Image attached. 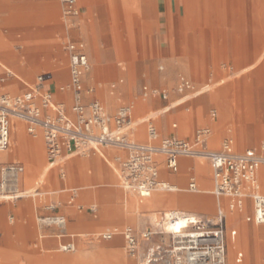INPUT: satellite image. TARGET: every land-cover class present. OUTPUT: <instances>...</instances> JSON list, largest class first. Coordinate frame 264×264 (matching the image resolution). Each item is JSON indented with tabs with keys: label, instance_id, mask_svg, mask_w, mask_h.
<instances>
[{
	"label": "rangeland",
	"instance_id": "obj_1",
	"mask_svg": "<svg viewBox=\"0 0 264 264\" xmlns=\"http://www.w3.org/2000/svg\"><path fill=\"white\" fill-rule=\"evenodd\" d=\"M42 1L51 0H0V3L7 5L0 9V19L5 21L3 25L2 34L8 38L9 33L17 31V38L24 36L23 25L15 23L14 19H11L12 11L10 6H15L18 9L19 14L24 13L33 3H41ZM60 5V15L58 23L65 29L71 28L74 24H66L62 17V8ZM51 26L55 21L48 22ZM32 28H41L43 23L39 20H31ZM216 28V29H215ZM219 30H218V29ZM220 24H216L211 32H208V37L203 40V62L207 63V67L210 69L204 72V77L199 79H193L190 70H186L179 66H171L165 62H159L155 56L150 55H132L130 58L127 56H118L114 59L112 67L104 68L94 71L92 61L89 58L90 67L84 76L85 88L93 87L92 96L98 97L104 102L109 109H114L119 102L125 101L133 103V117L132 124L134 129L139 130V134L135 135L139 140H145L148 138L147 130L149 125H153L157 132L158 137L163 138L171 132H176L180 136L190 135L192 136L196 128H201L205 125H210L212 136L207 141L208 148H218L221 141L226 136H231L235 142V147L238 150H244L249 147L258 146L264 141V57L260 56V51L264 54V40L261 43V47L258 54L253 56L250 60H247L242 66L251 64L246 69H238L233 64L234 56L226 52L224 43L225 38L222 37L223 30ZM57 30L54 27V31ZM210 31V30H209ZM57 42L60 45V49L49 48L45 55L47 61L50 62L45 67H38L41 70H52L54 77L59 80L63 75L68 82V58L64 52V46L68 42L67 33L65 31L64 37L57 38ZM20 47L16 46L15 50H19ZM1 52V51H0ZM3 58H6V53H0ZM64 60V63L62 59ZM263 58V59H262ZM32 61L34 59L32 58ZM60 66V67H57ZM161 66V68H160ZM36 71L34 75L27 76V80L24 81L13 76L8 72L0 69V93L14 94L21 92L27 88V86L35 80L37 74L42 71ZM185 74L190 77L194 84V89L177 92L175 90V84L178 74ZM116 83V91L110 93V83ZM143 85L148 87L157 88L158 90H166L168 92V98L162 99L159 96H144L141 92ZM49 87L48 85L46 86ZM61 90L65 95L67 85L61 86ZM86 95V99L91 96ZM146 101L147 104L144 108H138V103ZM64 104L67 106L70 100H64ZM165 105L169 110L164 111ZM215 111L217 117L212 120L209 119L210 112ZM147 118H150L149 120ZM17 120V119H16ZM143 120V121H140ZM13 123L20 122L14 121ZM176 123V127H172V124ZM181 130L182 133H178ZM40 132L38 135L40 136ZM211 134V133H210ZM39 139V138H38ZM32 140L36 138L27 137L26 141L22 144L7 149L8 156L2 161L19 160L24 165V171L19 176V180L16 188L13 192H0V195L8 194L15 195L20 193V197L2 198L0 197V206H7L2 211V222L4 221L8 225L21 224L20 231H14L6 234L0 228V247L6 252L7 264H74L72 259H66L59 262L57 255L63 256L64 254L74 253L77 250L84 252L90 247L87 245H97L100 243L120 242L124 244V236L121 231L125 227H131L135 232H139L143 227L148 224H155L160 219L163 212H168L169 208L174 207L175 203H171L169 195L175 194L177 190L160 189L152 190V193H157V198L153 205H146L135 211L134 222L124 219L122 213L117 214V201L116 197L112 193L101 192L99 197L94 199L91 195L83 194V189L88 181H80L78 175H74L68 168L67 159H60L58 165L47 170V157L44 150L43 142L40 138V158L32 154L33 146ZM119 150L118 148H115ZM16 150V152H14ZM264 151V149H263ZM261 151L263 154L264 152ZM75 154V153H74ZM76 155V154H75ZM75 157L73 154L69 156ZM122 158V157H121ZM185 157H181L184 159ZM188 159H200L197 156L187 157ZM116 163L117 171L120 167V159H113ZM206 160V166L208 167V173L206 179L208 185L202 182L200 175L196 173L194 168L180 169L179 181L172 180L171 183H176L181 188L180 192L185 194L204 195V192H200L198 188L204 187L210 188L206 195L216 197L213 192V182L211 178V170ZM118 162V163H117ZM64 163V164H63ZM64 165V167L62 166ZM64 168L65 176L60 179L58 172L60 168ZM261 174L264 175V165L260 168ZM162 172L160 173V175ZM190 176H194L197 182V190H189L188 182ZM82 178V177H81ZM264 180V177H262ZM77 186L78 196L82 204L78 208L77 203L72 202L68 204L69 199L67 191H60L59 187L62 186ZM45 185H49L50 189H54L55 192H48L45 189ZM85 187V188H84ZM101 188V187H98ZM118 188L122 191L131 192L121 185L120 178L118 179ZM264 191V189H263ZM23 193V194H21ZM136 197L138 194L132 191ZM85 195V196H84ZM225 200V204L229 206V198L220 195ZM139 198V197H138ZM104 204L106 207H104ZM245 209L243 212V218L249 219L250 233H247L241 229L237 218L240 212L232 208V213L236 216L237 221L231 227L237 229L235 235V256L236 250L240 249L244 251L243 264H264V235L254 234V227L263 228L264 225H257L253 221V201L251 197H246L244 203ZM103 208L107 209V215H102ZM50 206H55L51 208ZM219 205L216 204L212 210L197 209L193 210L195 215L205 214L207 216H215ZM91 209L95 211L91 212ZM168 209V210H167ZM167 210V211H166ZM119 211V210H118ZM235 211V212H234ZM15 212H20L19 217ZM74 212V213H73ZM54 214L66 215L67 224L70 226L72 222H76L74 226L75 236L57 235L55 225H45L41 222V219ZM82 214H89L92 218L94 214L100 217L99 224L94 230H87L84 223L85 221H75L72 218H79ZM69 219V220H68ZM99 219V218H98ZM243 223V222H242ZM160 230L161 234H156L153 240H164V242L172 243L176 241H186L185 238L172 237L168 233L167 223ZM224 240L226 243L227 226L228 223L224 221ZM208 228H213V225L208 224ZM115 229L116 234L112 233V236L108 239L102 237L104 232ZM167 229V230H166ZM190 229H193L190 227ZM63 232V231H62ZM118 233V234H117ZM57 239L58 241L53 246L42 245L43 240ZM80 241V246L76 244V240ZM75 242L74 249H63L61 244H67ZM187 242H180L178 244H186ZM44 244V243H43ZM239 245V246H238ZM73 249V250H72ZM125 257H128L131 264H137L136 259L127 253L126 247L123 248ZM122 264L116 258L105 257H81L78 264Z\"/></svg>",
	"mask_w": 264,
	"mask_h": 264
},
{
	"label": "crops",
	"instance_id": "obj_2",
	"mask_svg": "<svg viewBox=\"0 0 264 264\" xmlns=\"http://www.w3.org/2000/svg\"><path fill=\"white\" fill-rule=\"evenodd\" d=\"M77 5L80 9L77 24L66 29L58 23V17L60 15V5L58 1L51 0L42 1L41 3H33L28 7L30 8V11L26 10L21 14H19L18 9L15 6H10V11H12L11 19H14L15 23L23 25L24 36L17 38V36H15L17 31H14L9 33L8 38H6V36L2 34L5 21L0 19V51L6 53V58H3L0 54V69L12 74L13 76L16 75L20 79L26 81L27 76L34 75L36 71H40L42 69H39L38 67H45L44 65L50 63L47 61L45 53L49 48L60 49L57 38L64 37L66 31L68 41H82L84 43V51L87 54L88 59H91L94 71L112 67L111 64H113L114 59L118 56H127L130 58L132 55H150L155 56L159 62H165L171 66H179L186 70H190V74L195 80L204 77V72L210 69L205 66L207 63L202 61L204 53L203 40L208 37V32H211L216 24H220L222 26V29H220L223 30L222 37L226 39L224 43L226 52L234 56L233 64H235L238 69L244 70L251 66V64L247 65V67L242 65L247 60H250L253 56L258 54L262 45L261 43L264 40V0H77ZM4 7H7V5L0 3V9ZM39 19L43 23V26L41 28H32L30 24L31 20ZM51 20L55 21L53 24L55 26H51L48 23ZM54 27L55 29L57 28V30L54 31ZM16 46L20 47L18 51L15 50ZM262 49L259 54L261 57H264V54L261 53ZM64 52L68 58V54L65 50ZM32 58L34 61H32ZM64 60L65 59L63 58V63ZM41 71V73L50 72L52 74L51 80L45 81L44 86L45 88H47V85L49 86L47 89L51 91L54 100L56 102H63V99L67 101L70 100L68 103V105H70V90L67 88L65 95L62 94L63 92L61 91V86L69 84V59L67 73L68 82L63 75L59 80H56L52 70L45 69ZM36 77L35 80L31 82L27 88H25V90L14 94L29 93L31 87L36 82ZM112 83L109 85L110 93H114L116 91V88L111 90ZM121 103L131 104L130 102L122 101L119 102L116 107ZM146 104V101L138 103V108L142 109L146 106ZM131 106L132 121L133 103ZM116 107L112 110L106 106L110 112H113ZM165 108L166 109L164 111H167L170 107L165 105ZM216 117L217 115L215 111H211L209 119L214 120ZM147 119L149 120L150 118ZM14 121L20 122V129L22 131V141L20 144H22L23 141H26L27 137L36 138V140H32L31 142L33 146L32 154L36 155L37 158H40V138L43 142L45 150L42 135H38L40 131H38L36 135H32L27 131L26 124L21 120L12 119L10 125H12ZM172 127H176V123H173ZM203 127H208L212 130L210 125H205ZM195 131L192 136H180L176 132H171L167 136H177L192 140L194 138ZM139 133V130L134 129L132 124L130 136L139 142H146L148 138L145 140H139L136 138L135 135ZM178 133H182L181 130H178ZM211 136L212 131L208 140ZM225 138H231L233 140L231 136H226L223 139ZM14 139L15 138L11 133L10 126L9 148H16L20 145L18 144L17 146H14ZM233 143L235 147L234 140ZM262 144L264 145V141H262L258 146L249 148H254L261 152L263 151L261 150ZM235 149L238 150L236 147ZM75 154H73L75 157L67 158V160L70 159L67 164L70 172L74 175H78L80 181H88L85 184L87 185L86 188L84 187L85 189H83V194L92 195L94 199L99 197V194L102 191L114 194L118 206L117 214L122 213L125 220L134 222V213L136 210L148 204L153 205L156 199H158L157 193H155L156 196L154 195V198H150V196L141 197L139 195L138 198L132 194V191L128 193L118 188L120 169L117 171L118 169L113 159L124 158L126 153L123 150L100 147L97 149H89L84 154ZM197 157L200 159H182L181 163H183V167L182 164H180V158H178V171L176 173H172L169 172L162 164V156H155L160 173L163 171L158 177L159 181L165 180L172 184L171 179H177L179 181L178 175L180 169L185 168L190 170L191 168H194L196 173L202 178V182L205 185H208L209 182L206 179V175L208 173L206 160L201 156ZM4 159H0V165L7 162H18L23 165L21 161L16 159L2 161ZM54 166H49L48 164L47 170L53 168ZM62 166L64 167V165ZM261 166L262 165H260L258 169V178L261 183V192H264V180L262 179L264 175L260 172ZM209 167L211 170L210 164ZM58 176L60 179L64 178L60 176L59 172ZM191 177L195 179L194 176H190V178ZM177 183L178 182L173 183L172 185L176 186ZM44 187L48 192H55L54 189H50L49 185H45ZM72 189H74L76 193L73 200H70ZM208 189V187H204L203 189L198 188L200 192H206ZM59 190L68 192V204H72V202L75 201L78 208L82 206V204L78 202L79 189L77 186H65V184L62 183ZM156 190H160V188H156ZM174 195L175 194H171L168 197L169 200H171V203L174 201ZM17 197H20V195ZM6 207L7 206H0V211H3ZM104 207H106L105 204ZM228 207L230 208V206ZM101 209L103 211L101 214L107 215V209L103 208V205ZM183 210L186 212L191 211V209L188 208H184ZM2 211L0 212L1 230L6 234L14 231H20L22 228L21 224L17 223L8 225L4 221L2 222ZM91 212L94 213L95 211L91 209ZM243 212L237 217L239 219L238 221H241L242 219L247 220L244 224L240 222L239 226L243 229V231L250 233L249 217L243 218ZM15 213L19 217L20 212ZM62 215L64 216V224L61 228L55 227L54 230L57 232L60 231V233L56 234L58 236H63L65 235L64 231L66 229V236H75V232L73 231L76 222H72L69 226L66 221V215ZM100 217L96 214H94L93 218L89 214H82L79 218H72V220L77 222L81 220L85 221L84 225L86 229L91 231L96 229L99 224ZM254 229L255 235H264L263 228L254 227ZM231 230L233 236H235L237 234V229L232 227ZM111 231L116 234L115 229ZM121 231L122 228L119 230V234H121ZM57 241V239L53 238L43 240L44 244L42 243V245L53 246ZM80 241V239L76 240V244H78V246L81 245ZM74 243L75 242L69 243L72 244L73 249L75 247ZM87 246L90 248L86 251L84 250V252L77 250L74 253L64 254L63 256L57 255L59 262L66 259H72L74 264H78L81 257L97 256L116 258L119 262H122V264H131L129 258L125 257L123 251L125 240L123 245L120 244V242L111 241L109 243H100L97 245L89 244ZM243 257L244 251L240 249L236 250L234 264L242 262ZM0 264H7L6 252L1 247Z\"/></svg>",
	"mask_w": 264,
	"mask_h": 264
},
{
	"label": "built area",
	"instance_id": "obj_3",
	"mask_svg": "<svg viewBox=\"0 0 264 264\" xmlns=\"http://www.w3.org/2000/svg\"><path fill=\"white\" fill-rule=\"evenodd\" d=\"M59 1L65 23L77 24L80 15L77 0ZM64 50L69 59L70 82L67 88L71 92L70 105L56 102L51 91L45 88V81L52 78L50 72L38 74L29 93H0V152L10 147L11 119L23 121L32 135L41 132L49 166L58 165L60 159L65 160L74 153H83L88 148L115 147L126 153L120 159L121 185L140 196H147L156 188L172 190L173 186L158 180L157 154L162 155V164L172 173L178 171L179 156H203L211 166L214 194L228 197L230 208H240L245 198L251 197L253 220L258 225H264V192H261L258 178L259 166L264 165L262 152L254 148L236 150L231 138L223 139L218 148H208L207 141L211 133L208 127L197 128L194 138L188 140L177 136L159 138L156 128L149 125L148 140H135L130 136L131 104L121 103L110 112L99 98L91 95L93 87L85 88L84 76L90 63L84 51V43L69 40ZM115 88L116 84L112 83L111 90ZM192 89L193 81L184 74H178L175 90L185 92ZM141 92L144 96L168 98L166 90L147 85L142 86ZM89 94L90 98L86 99ZM23 171L21 163H2L0 192H13ZM59 173L64 177L62 167ZM188 188H197L193 177L189 180ZM75 193L72 189L70 200H73ZM175 215L176 212H163L157 223L148 224L139 232L131 227L122 230L127 253L136 259L137 264H225L223 210L218 208L213 217L199 214L192 219L188 218V226L183 228L186 236L166 229L172 237L179 236L186 241L168 243L153 240L156 234L163 233L160 228H166L165 224ZM41 222L61 228L64 216L48 215ZM208 224L213 225V228H208ZM112 233L104 232L102 237L108 239ZM180 242L187 243L178 244Z\"/></svg>",
	"mask_w": 264,
	"mask_h": 264
},
{
	"label": "bare ground",
	"instance_id": "obj_4",
	"mask_svg": "<svg viewBox=\"0 0 264 264\" xmlns=\"http://www.w3.org/2000/svg\"><path fill=\"white\" fill-rule=\"evenodd\" d=\"M57 67H60V66L57 65ZM69 82H70V79H69ZM10 126H11V133H12V135H14V138H15L14 139V146L15 145L17 146L22 141V131H21L20 126L18 125V123H12V125H10ZM97 148H99V147H97ZM97 148H88L85 152H87L89 149H97ZM106 148L115 149V147H110V146H107ZM14 152H16V150ZM85 152L80 153V154H84ZM158 155H160V154H157L156 156H158ZM7 156H8V153H6L4 151L0 152V159L7 158ZM181 157L187 158V157H190V156L182 155V156L178 157V158H180V164H182V167H183V163H181V161H182ZM201 157H203V156H201ZM203 158H205V157H203ZM159 176H160V171L158 169V177ZM178 177H179V175H178ZM179 179H180V177H179ZM158 180H159V178H158ZM161 182H163L165 184L168 183L165 180H161ZM168 184L173 186L172 190H177L178 191L173 196L174 197L173 203H175L173 205H175V206L174 207L172 206V208H169L170 210H168V212H167V213H169V212H176L177 213V215L172 217V219L167 222L168 231L169 232H178V233L182 234V236H186L187 234H185V231H183V228L188 226V218H191V219L194 218L195 214H194L193 210H197V209L212 210L214 208V206L216 204H218L219 208L224 211L225 217H226V221L228 223V226H227V231L228 232H226L227 239H226V243H225V245H226L225 263L234 264L235 259H234L233 254H234V251H235V236H233V234H232V230H231L232 227L231 226L235 224L237 219H236V216L232 213L233 211H231L230 208L226 206L224 198H222L220 195H217L216 197H212V196L206 195L205 193H207V191H209L210 188L206 192H204V195H202V194H200V195L185 194V193H181L180 192L181 188L179 187L178 184H176V186H174V185H172L170 183H168ZM154 190H156V189H154ZM195 190H197V188ZM151 192L147 196H141V197L150 196V198H154L155 192L152 193V194H151ZM19 195H20V193L19 194H15L14 196L12 195V197H17ZM0 197H2V198H10L11 196L8 195V194H3V195H0ZM184 208L191 209V211L186 212V211L183 210ZM235 209H240V208H235ZM244 210H246L245 209V204H242L241 209L237 210V211L242 213ZM246 220L247 219H242L243 224L246 222ZM63 224H64V222H63ZM62 225H60V226H62ZM177 225L180 226L179 229H177ZM61 246H62L63 249L64 248L65 249L73 248L72 244H69V243L68 244H63ZM186 247L187 248H191L189 245H186Z\"/></svg>",
	"mask_w": 264,
	"mask_h": 264
},
{
	"label": "snow or ice",
	"instance_id": "obj_5",
	"mask_svg": "<svg viewBox=\"0 0 264 264\" xmlns=\"http://www.w3.org/2000/svg\"><path fill=\"white\" fill-rule=\"evenodd\" d=\"M179 227H180V226H179V225H177V229H179Z\"/></svg>",
	"mask_w": 264,
	"mask_h": 264
}]
</instances>
